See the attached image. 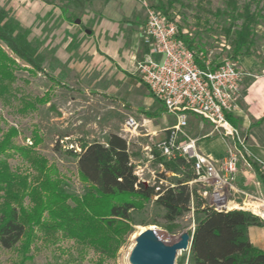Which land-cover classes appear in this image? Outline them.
Masks as SVG:
<instances>
[{
    "label": "rangeland",
    "instance_id": "obj_1",
    "mask_svg": "<svg viewBox=\"0 0 264 264\" xmlns=\"http://www.w3.org/2000/svg\"><path fill=\"white\" fill-rule=\"evenodd\" d=\"M249 1L0 0V8L6 11L10 20L18 23L20 30L38 48L45 74L17 70L13 82L0 80V139L9 127L16 128L18 135L13 139V145L31 148L44 158L47 166H53L58 173L64 191L78 197L83 195L85 186L77 176L76 160L68 155V151H79L81 145L93 142L105 144L111 134L126 141L140 181H146L148 185L156 180H163L166 185L184 181L185 173L192 174L189 167L173 173L171 162L158 154L150 161L145 156L144 148L159 142L163 129L175 123V117L166 113L152 97L135 70L142 47L148 50L144 35L146 12L155 9L174 22L186 41L192 42L201 62L219 63L231 60L225 31L230 25L233 30L240 28L243 19L239 15ZM261 7L258 24L251 29L254 55L250 57L262 65L252 68L251 75L264 73V2ZM251 11L256 9L253 7ZM131 56L134 59L131 60ZM45 94L49 100L38 103L36 100ZM26 104L33 107L25 108ZM128 117L140 125L136 135L124 131ZM193 117L188 115V121ZM196 129L197 125L191 121L186 131L192 136L195 133L193 137L222 139L225 148L228 145L235 148L239 159L246 155L248 162L263 167L264 173L263 162L259 163L261 160L255 158L248 138L238 128L244 147L239 146L235 137L225 138L211 134V131L205 134L199 127ZM205 129H209L207 124ZM147 131H156L157 136L147 137ZM34 132L41 138L35 147L32 146ZM207 144L208 140L199 142V150H208ZM220 150L221 147L216 145L212 148L214 152ZM1 158L7 161L11 170L27 175L29 180L36 175L35 170L12 149ZM193 187L203 189L200 184ZM200 193L197 192L199 196ZM244 193L242 196L248 201L252 202L247 195L257 204L264 202L261 194ZM24 204L28 206L26 200ZM141 206L131 212L129 235L115 258L103 259L100 264H123L122 257L129 251L138 227L155 228L163 234L178 237L184 232L192 233L196 225L193 200L191 210L172 224L162 220L163 210L154 203V198L150 202H141ZM34 234L28 253L31 259L23 264H98L100 260L98 253L63 237L60 231L48 236L43 230L34 228ZM20 261L14 249L0 246V264H20ZM175 264H192L190 252L179 254Z\"/></svg>",
    "mask_w": 264,
    "mask_h": 264
},
{
    "label": "trees",
    "instance_id": "obj_2",
    "mask_svg": "<svg viewBox=\"0 0 264 264\" xmlns=\"http://www.w3.org/2000/svg\"><path fill=\"white\" fill-rule=\"evenodd\" d=\"M263 2L250 0L239 15L243 19L240 28L233 30L230 25L226 29L231 60L236 62L241 57L254 55L251 29L258 24ZM253 7L254 12L251 11ZM178 30L179 39L202 66L203 61L197 57L192 42L186 41L180 28ZM17 70L44 74L38 48L20 30L18 23L10 20L6 11L0 8V80L13 82ZM48 100V94H45L36 101L41 104ZM27 107L33 105L26 104ZM228 119L232 122L230 116ZM263 122L264 117L255 125ZM17 135L16 128L9 127L0 139V246L14 249L21 258L20 264L31 259L28 253L35 239L34 228L43 230L48 236L60 231L63 237L91 248L99 255L98 264L103 259H113L129 235L131 212L140 209L141 202H150L153 198L163 210L162 220L169 224L189 212L193 200V212L200 214L201 219L193 230L192 264H264V251L251 244L247 232L251 226H264V220L244 210L213 211L197 194L201 188L197 190L187 184L194 178L193 174L185 173L184 181L173 185H166L163 180L145 184L135 174L126 141L111 134L105 144L93 142L81 145L79 151H68V155L76 160L77 176L85 186L83 195L78 197L64 191L58 173L53 166H47L44 158L31 148L13 145ZM40 141L34 132L32 146H37ZM10 149L35 170L33 179L11 170L7 161L1 158ZM170 165L173 173L190 168L183 160ZM260 177L264 181L261 173ZM25 200L28 206H25Z\"/></svg>",
    "mask_w": 264,
    "mask_h": 264
},
{
    "label": "built area",
    "instance_id": "obj_3",
    "mask_svg": "<svg viewBox=\"0 0 264 264\" xmlns=\"http://www.w3.org/2000/svg\"><path fill=\"white\" fill-rule=\"evenodd\" d=\"M144 35L148 52L137 62L135 70L152 97L175 117V123L164 130L163 138L144 148L145 156L149 161L155 159V154L168 162L183 160L194 176L187 184L202 185L198 192L207 207L220 213L231 211L227 205L232 203L233 193L245 195L233 187L239 161L237 151L228 145L224 156L215 163L199 152V139L192 138L186 130L188 115H192L207 122L211 134L235 137L239 146L244 147L228 116L236 108L247 74L233 60L216 64L205 60L199 66L195 54L179 39L177 25L155 9L146 12ZM139 126L134 118L128 117L124 131L136 135ZM145 136L154 138L157 133L147 131ZM247 197L254 202L252 196Z\"/></svg>",
    "mask_w": 264,
    "mask_h": 264
},
{
    "label": "crops",
    "instance_id": "obj_4",
    "mask_svg": "<svg viewBox=\"0 0 264 264\" xmlns=\"http://www.w3.org/2000/svg\"><path fill=\"white\" fill-rule=\"evenodd\" d=\"M147 52L148 50L145 47H142V50L138 54L136 61L141 60ZM110 58L115 61V58ZM132 59L134 58L131 56V60ZM156 59H159V57H156ZM236 63L237 66L247 74V76L244 78L241 84L239 96L237 98L236 109L230 116L232 119L231 123L235 128H238L241 131L245 138H248V141L254 149L253 155L256 159L261 160L258 161L259 163L263 162L264 164V122L260 125H255L256 122H258L261 118L264 117V73L258 75H251L249 72L252 70V68H256L257 66L262 65V63L254 62V60L251 59L250 56L243 57ZM191 121L197 125L196 130H198L199 127V130H203L205 134L211 131V126L207 122L202 121L197 117L190 118L189 124H191ZM205 124L209 126V129H205L204 131ZM167 128L163 130H166ZM152 132L157 133L156 131ZM163 132L159 136V138L161 139L164 136ZM194 134L195 133H193V136ZM189 135L192 136V133L190 132ZM193 138L199 139V142L208 140V150H203V153L199 150V148L198 150L201 154L205 156L207 155V157L212 159L215 163H218L220 159L224 156L226 148L223 144L224 142L222 139H205L206 137L204 136L203 138L202 136ZM199 142L197 143V147L199 146ZM214 144L217 148L221 147V150L217 152L212 151V148L215 146ZM253 165L256 166L257 170L253 167ZM262 169L263 167H258V164L248 162V157L246 155H241L237 164V172L233 181L234 189L252 195L261 194L264 199V181L260 177V173L264 176ZM143 182L147 183L146 181ZM231 204V209L237 207L240 210H245L249 212H252L251 210H253V215L258 216L259 218L263 217L260 219L264 220V202L257 204L255 202L248 201L247 199L243 198L241 194L234 192L232 195ZM200 219L201 215L198 214L196 218V223ZM247 232L251 244L257 249L264 251V226H251L248 228Z\"/></svg>",
    "mask_w": 264,
    "mask_h": 264
},
{
    "label": "water",
    "instance_id": "obj_5",
    "mask_svg": "<svg viewBox=\"0 0 264 264\" xmlns=\"http://www.w3.org/2000/svg\"><path fill=\"white\" fill-rule=\"evenodd\" d=\"M75 23L79 24V20ZM193 230L178 237L164 234L166 238L155 228L140 231L129 251L128 264H175L179 254L190 252Z\"/></svg>",
    "mask_w": 264,
    "mask_h": 264
},
{
    "label": "bare ground",
    "instance_id": "obj_6",
    "mask_svg": "<svg viewBox=\"0 0 264 264\" xmlns=\"http://www.w3.org/2000/svg\"><path fill=\"white\" fill-rule=\"evenodd\" d=\"M227 207H228V209H231V207H232V204L231 203H229L228 205H227ZM144 229L143 228H141V227H138V231L133 235V240H132V242H131V245H130V249H131V247L133 246V244H134V238L138 235V233L140 232V231H143ZM161 236L163 237V238H166V236L164 235V234H161ZM130 249H129V251H130ZM129 251L127 252V253H125L124 255H123V257H122V262H123V264H128V255H129Z\"/></svg>",
    "mask_w": 264,
    "mask_h": 264
}]
</instances>
